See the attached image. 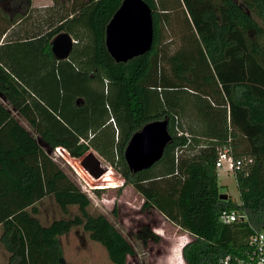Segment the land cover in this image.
I'll list each match as a JSON object with an SVG mask.
<instances>
[{
    "label": "trees",
    "instance_id": "obj_1",
    "mask_svg": "<svg viewBox=\"0 0 264 264\" xmlns=\"http://www.w3.org/2000/svg\"><path fill=\"white\" fill-rule=\"evenodd\" d=\"M65 1L69 9L54 24L35 25L21 39L9 40L7 31L28 10L13 18L0 11V245L6 264H68L59 238L72 228L99 244L110 264H130L127 258L135 256L104 216L88 214L86 195L35 137L71 158L96 153L141 197L140 210L157 212L191 237L177 250L183 264L237 255L264 226V0H142L151 10L152 44L125 63H114L104 47V28L122 0ZM175 25L177 45L170 50L163 33ZM60 32L74 44L66 60L56 61L50 41ZM162 120L170 141L161 159L130 174L122 156L129 138ZM227 139L234 159L251 160L234 175L239 204L218 197L213 162ZM45 197L63 215L69 207L76 215L39 224L36 204ZM223 210L246 221L222 225ZM135 239L142 246L159 242L147 225Z\"/></svg>",
    "mask_w": 264,
    "mask_h": 264
},
{
    "label": "rangeland",
    "instance_id": "obj_2",
    "mask_svg": "<svg viewBox=\"0 0 264 264\" xmlns=\"http://www.w3.org/2000/svg\"><path fill=\"white\" fill-rule=\"evenodd\" d=\"M69 6L70 2L65 0H28L24 1L20 10L14 12L12 3L0 1V11L9 18H13L16 13L23 14L24 10H28L19 25L30 30L35 25L45 30L48 23L54 24V19L69 9ZM175 27L176 25L172 30L167 29L163 33V42L169 45L170 50L177 45ZM145 95L147 97L148 93ZM62 156L63 158L53 153L50 155L68 179L90 201L88 214L104 216L133 246L135 256L127 258V262L130 264H183L177 250H180L182 241L191 240L190 236L165 221L157 212L140 210L141 197L131 187L122 185L121 177L92 150L87 151L80 158H71L67 153H63ZM90 156H93V159L89 158ZM160 168L161 166L153 172L158 173ZM216 182L219 194L239 204L238 191L231 174H225L223 170H219ZM95 191H98V194ZM113 206L114 214L111 213ZM36 207L37 221L43 226L55 220L71 218L77 213L75 207H69L67 214L63 215L51 198L43 199L37 203ZM141 225H147L151 233L159 237V242L148 241L142 246L135 239V233ZM59 244L64 263L110 264L104 249L90 241L87 234L80 228H72L67 234L61 236ZM170 253L172 260L167 257ZM6 257V252L0 245V264H6Z\"/></svg>",
    "mask_w": 264,
    "mask_h": 264
},
{
    "label": "water",
    "instance_id": "obj_3",
    "mask_svg": "<svg viewBox=\"0 0 264 264\" xmlns=\"http://www.w3.org/2000/svg\"><path fill=\"white\" fill-rule=\"evenodd\" d=\"M74 41L60 32L50 41V52L56 61L66 60ZM152 44L151 10L142 0H122L104 28V47L114 63H125L143 55ZM170 136L166 121H152L143 125L129 138L122 156L130 174L147 170L162 157ZM37 145L47 155L51 149L40 138ZM89 158L93 159V156ZM219 199L226 196L219 194Z\"/></svg>",
    "mask_w": 264,
    "mask_h": 264
},
{
    "label": "built area",
    "instance_id": "obj_4",
    "mask_svg": "<svg viewBox=\"0 0 264 264\" xmlns=\"http://www.w3.org/2000/svg\"><path fill=\"white\" fill-rule=\"evenodd\" d=\"M52 153L63 158L62 154L67 152L57 147L51 151ZM250 164V159L233 158L229 139L224 145L216 149V156L213 162L216 178L219 170H223L225 174H231L234 178L236 173L248 168ZM218 221L222 225H230L245 222L246 217L244 214L234 210H223L218 214ZM187 242H184V244ZM216 264H264V226L252 231L246 239L243 249L237 255L227 254L220 258Z\"/></svg>",
    "mask_w": 264,
    "mask_h": 264
},
{
    "label": "crops",
    "instance_id": "obj_5",
    "mask_svg": "<svg viewBox=\"0 0 264 264\" xmlns=\"http://www.w3.org/2000/svg\"><path fill=\"white\" fill-rule=\"evenodd\" d=\"M19 24H21V22L18 20V21H16L12 26H10L9 28H8V31H7V33H8V35H10L9 36V40L10 39H21V38H24V36H27V28L26 27H22V25H19ZM2 38L3 37H1V39H0V41L2 40ZM12 116H14V117H17L16 115H15V113L14 112H12ZM18 119V123L20 124V125H22L26 130H28L29 131V128L27 127V125H26V123L21 119V118H17ZM35 140H36V137H35ZM42 149V148H41ZM43 150V149H42ZM44 151V150H43ZM54 162V161H53ZM55 163V162H54ZM46 198H49V197H45V198H43V199H46ZM42 199V200H43ZM42 200H40V201H42ZM39 201V202H40ZM38 202V203H39ZM37 205V204H36ZM37 214H38V210H37ZM37 214H36V216L35 217H37ZM161 216V215H160ZM162 217V216H161ZM163 218V217H162ZM37 219V218H36ZM164 219V218H163ZM165 220V219H164ZM166 221V220H165ZM168 222V221H167ZM0 233H1V226H0ZM185 233V232H184ZM185 235H187V236H189L187 233H185ZM183 242V241H182ZM6 255H7V253H6ZM168 257V259L169 260H172L173 258H172V255H171V253L167 256ZM6 260H7V257H6Z\"/></svg>",
    "mask_w": 264,
    "mask_h": 264
},
{
    "label": "flooded vegetation",
    "instance_id": "obj_6",
    "mask_svg": "<svg viewBox=\"0 0 264 264\" xmlns=\"http://www.w3.org/2000/svg\"><path fill=\"white\" fill-rule=\"evenodd\" d=\"M13 4V10L16 12V10H19L20 5L24 3V0H1V2H6Z\"/></svg>",
    "mask_w": 264,
    "mask_h": 264
}]
</instances>
